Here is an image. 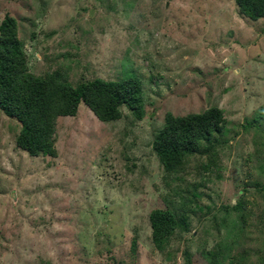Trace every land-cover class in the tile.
<instances>
[{"label": "rangeland", "instance_id": "1", "mask_svg": "<svg viewBox=\"0 0 264 264\" xmlns=\"http://www.w3.org/2000/svg\"><path fill=\"white\" fill-rule=\"evenodd\" d=\"M7 13L35 75L61 70L75 86L136 73L145 113L123 107L120 119L102 122L81 104L57 121V156L33 157L16 146L17 120L0 110V264H187L186 253L210 264L242 196L245 230L232 254L246 249L260 263L264 18L245 17L235 0H0V23ZM211 107L225 118L216 163L205 169L209 157L192 155L167 176L153 148L166 114ZM167 207L189 231L159 251L149 215Z\"/></svg>", "mask_w": 264, "mask_h": 264}, {"label": "trees", "instance_id": "2", "mask_svg": "<svg viewBox=\"0 0 264 264\" xmlns=\"http://www.w3.org/2000/svg\"><path fill=\"white\" fill-rule=\"evenodd\" d=\"M235 2L245 17L252 20L264 18V0ZM142 95L143 81L133 72L115 81L103 78L83 79L75 86L61 70L44 76L35 75L30 70L28 54L19 37L17 18L7 13L0 23V110L17 120L20 129L16 146L31 156H57V121L59 117L76 116L81 104H85L102 122L120 119L123 107H128L137 119H142L145 113ZM224 122V114L219 107L185 116L168 112L163 127L153 141V148L166 175L182 172L192 155L209 157L207 164L203 165L205 169L215 164L218 147L216 135L223 131ZM176 191L181 196L184 193ZM258 191L264 205V185ZM244 197L238 199L232 207L240 213L237 223L229 226L231 235L226 241H218L207 252L210 264H256L246 249L232 254L235 237L245 230ZM149 219L152 240L159 251L166 250L175 231H189L186 216H180L177 209L156 208L151 211ZM136 253L137 240L134 238L132 254ZM185 256L186 263L191 264L189 255L186 253ZM259 257L261 261L258 264H264V256L259 253Z\"/></svg>", "mask_w": 264, "mask_h": 264}]
</instances>
